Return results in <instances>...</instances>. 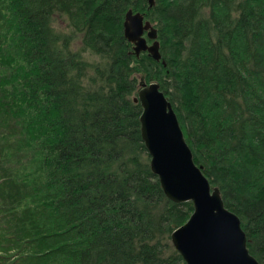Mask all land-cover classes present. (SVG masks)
Masks as SVG:
<instances>
[{"label": "trees", "instance_id": "1", "mask_svg": "<svg viewBox=\"0 0 264 264\" xmlns=\"http://www.w3.org/2000/svg\"><path fill=\"white\" fill-rule=\"evenodd\" d=\"M155 1L0 0V264H186L170 234L193 203L151 170L141 81L264 264V0ZM130 8L160 61L133 53Z\"/></svg>", "mask_w": 264, "mask_h": 264}, {"label": "water", "instance_id": "2", "mask_svg": "<svg viewBox=\"0 0 264 264\" xmlns=\"http://www.w3.org/2000/svg\"><path fill=\"white\" fill-rule=\"evenodd\" d=\"M149 7L155 0H146ZM124 36L136 56L147 51L161 59L157 29L141 12L128 9ZM147 39L152 40L151 43ZM135 101L142 107L141 137L150 155V167L166 197L180 203L191 201L193 211L170 235L186 264H261L247 247V238L237 214L225 207L218 187L193 160L171 102L155 81H141Z\"/></svg>", "mask_w": 264, "mask_h": 264}, {"label": "rangeland", "instance_id": "3", "mask_svg": "<svg viewBox=\"0 0 264 264\" xmlns=\"http://www.w3.org/2000/svg\"><path fill=\"white\" fill-rule=\"evenodd\" d=\"M130 9H132V8H130ZM132 11H133V9H132ZM134 12V11H133ZM56 28H59V29H61V28H66V22L61 18V17H56L55 18V21H54V24H53ZM150 43V42H149ZM160 52H161V50H160ZM152 58V57H151ZM161 58H162V54H161ZM153 59V58H152ZM161 60V59H160ZM165 64V63H164ZM149 157H150V155H149ZM254 256V255H253ZM255 257V256H254ZM256 258V257H255ZM257 259V258H256ZM258 260V259H257Z\"/></svg>", "mask_w": 264, "mask_h": 264}, {"label": "bare ground", "instance_id": "4", "mask_svg": "<svg viewBox=\"0 0 264 264\" xmlns=\"http://www.w3.org/2000/svg\"><path fill=\"white\" fill-rule=\"evenodd\" d=\"M143 52H147V51H143ZM148 53V52H147ZM151 56V55H150ZM154 60V59H153ZM156 61V60H155ZM158 61H160V60H158ZM172 104V103H171ZM175 111V110H174ZM184 136H185V134H184ZM186 139V138H185ZM188 143V142H187ZM213 187V186H212ZM193 205V204H192Z\"/></svg>", "mask_w": 264, "mask_h": 264}]
</instances>
